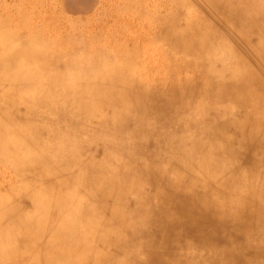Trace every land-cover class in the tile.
Wrapping results in <instances>:
<instances>
[{
  "label": "rangeland",
  "instance_id": "rangeland-1",
  "mask_svg": "<svg viewBox=\"0 0 264 264\" xmlns=\"http://www.w3.org/2000/svg\"><path fill=\"white\" fill-rule=\"evenodd\" d=\"M190 13L222 44L220 53L232 54L237 70L231 79L239 83L251 73V89L264 98L261 21L245 32L209 0H0V56L6 57L0 66V264H223L220 250L245 244L234 223L226 232L230 240L220 239L216 249L190 232L164 237L151 219L176 214L170 203L166 212L157 206L167 195L172 202L185 199V189L171 193L152 174L139 179L135 171L146 163L172 168V142L214 120L238 142L229 172H255L264 182V127L259 124V137L251 140L228 123L245 119L252 107L220 98L213 88L197 89L185 103L163 107V100L148 99L125 109L127 125L119 129L120 106L101 100L97 108L91 91L100 81L82 76L89 64L97 72L131 70L141 88L179 101L185 91L172 92L173 86L184 80L203 86L212 61L175 41L174 29L184 30ZM77 76L88 94L82 99L70 83ZM208 188L232 191L229 183ZM202 191L197 185L191 194ZM64 226L68 240L59 238ZM244 249L247 258L255 256L253 246Z\"/></svg>",
  "mask_w": 264,
  "mask_h": 264
},
{
  "label": "bare ground",
  "instance_id": "bare-ground-1",
  "mask_svg": "<svg viewBox=\"0 0 264 264\" xmlns=\"http://www.w3.org/2000/svg\"><path fill=\"white\" fill-rule=\"evenodd\" d=\"M209 1L215 7L222 8L231 19L238 20L240 28L245 32L248 31L249 27H255L261 21V25H258V27L264 34V0ZM174 37L179 46L188 51H196L198 55L203 56L201 59L209 58L208 56L212 57L211 63L206 65V72L204 73L206 81L203 86H193L189 80H184L185 82L179 85L175 84L172 92L185 91L184 97L176 102L173 99V94L164 98L160 91L156 89L141 88V85L136 84L135 73L131 70L127 75L113 73L110 69L97 72L92 70L89 64L83 75H81L89 80L100 81L96 90L91 91L93 100L98 101L96 107H101V100L115 101L120 106V109L115 112L117 127L124 129L127 125V120L123 115L125 109L134 108L135 106L142 107L149 100H153V102L163 100L160 104L163 107H167L173 102L174 105L178 102L181 104L182 102L185 103L186 97L194 90L214 89L212 92H215L220 98L232 97L236 104L252 107L253 110L247 114L245 119L230 118L228 123L238 129L242 128L251 140L253 138L257 139L259 137V127L257 128V126L262 124L260 127H264V98L262 94L258 93V90L251 89V84L255 85L253 80L255 77L246 72L245 79L239 83H235L231 79V75L234 76L237 70L232 62V54L228 52L220 53L222 44L214 40L207 27L197 23L195 15L192 13L189 15L187 27L184 30L174 29ZM260 51L264 59V49L260 48ZM19 53V55L26 54L24 51ZM5 62L6 57L0 56V66H3ZM82 69H84L83 65ZM227 71L230 72L229 78L225 76ZM81 78V76H77L70 83L80 90L78 93L82 99L88 94L81 89L82 86H85L80 81ZM101 80L105 82V85L101 86ZM172 110L176 111V109ZM202 121L206 122L205 120ZM207 123L205 131L181 136V138L172 142L169 148L174 163L172 168L161 170L153 164L146 163L135 171L139 179L144 173L152 174L154 176L153 181L164 183L171 193H174V190L179 186L185 189V199L172 202L171 195H167L164 196V202L157 206V210L160 209L166 212V207L170 203L176 208V214L166 212L163 217L156 218L154 215L153 218L158 220H151L156 222L158 229L166 233H164V237L179 236V234L190 232L194 233L200 240L206 241L214 249H216L215 246L220 239L230 240V232H226L230 231L229 225L234 223L235 227L240 229L239 231L244 232L246 241L240 248L236 249L235 246V249L220 250V253L222 252L226 259L223 264H264V233L260 232V228L264 226V182L261 179H255V176H259L255 172L251 176L248 172H241V170H231L229 172L230 167L227 166V163L240 151L238 142H235L233 137L226 132V125L219 126L214 120L207 121ZM241 143L243 144V141ZM168 174H176V177H171ZM227 174H230V176L239 175L240 178L236 179L232 176L233 179H231ZM219 175L222 176L220 180ZM226 176L230 181L226 180ZM217 183H221L223 186L225 183H229L232 186V191L229 194L219 195L216 189L208 188L209 184ZM197 185L203 187L202 193L198 195L191 194V189ZM130 186L131 184L127 183V187ZM36 199L44 201L41 196H36ZM120 209L119 207L116 208L115 217L121 215ZM152 213V209H146L143 212L145 216L149 215L150 217ZM41 220L45 219L41 217ZM68 220H73V218ZM255 234L259 238L254 239ZM59 235L61 236L60 239L68 240L70 235L68 226H64ZM233 242L234 240L230 243ZM248 246H253L256 250L255 256L251 259L246 257L245 252H242ZM212 262H216V260H212ZM218 263L217 261L213 264ZM183 264L188 263L184 262Z\"/></svg>",
  "mask_w": 264,
  "mask_h": 264
}]
</instances>
